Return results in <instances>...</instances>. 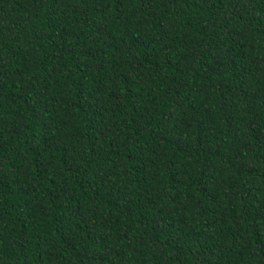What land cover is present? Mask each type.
<instances>
[{"label": "trees", "instance_id": "obj_1", "mask_svg": "<svg viewBox=\"0 0 264 264\" xmlns=\"http://www.w3.org/2000/svg\"><path fill=\"white\" fill-rule=\"evenodd\" d=\"M0 264H264V0H0Z\"/></svg>", "mask_w": 264, "mask_h": 264}]
</instances>
